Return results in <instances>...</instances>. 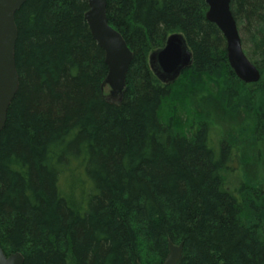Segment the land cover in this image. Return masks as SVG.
Wrapping results in <instances>:
<instances>
[{
    "label": "trees",
    "instance_id": "trees-1",
    "mask_svg": "<svg viewBox=\"0 0 264 264\" xmlns=\"http://www.w3.org/2000/svg\"><path fill=\"white\" fill-rule=\"evenodd\" d=\"M245 84L206 0H107L134 58L118 102L87 0L16 14L19 89L0 134V246L24 264H264V0H232ZM173 34L192 66L163 83Z\"/></svg>",
    "mask_w": 264,
    "mask_h": 264
},
{
    "label": "water",
    "instance_id": "water-1",
    "mask_svg": "<svg viewBox=\"0 0 264 264\" xmlns=\"http://www.w3.org/2000/svg\"><path fill=\"white\" fill-rule=\"evenodd\" d=\"M27 0H0V134L3 132L8 112L19 89L15 50L18 41L16 14ZM89 11L86 21L93 38L103 49L109 69L105 85L111 88L115 98L124 92L126 78L134 55L122 35L108 22L107 0H87ZM232 0H206L207 20L215 24L227 43L229 65L245 84H256L261 73L244 52L242 38L231 10ZM193 55L181 34L171 35L165 46L150 56V65L165 84L174 83L190 68ZM183 243L175 247L169 244L170 253L163 264H178L183 256ZM22 254L7 256L0 246V264H24ZM141 264V263H138Z\"/></svg>",
    "mask_w": 264,
    "mask_h": 264
},
{
    "label": "rangeland",
    "instance_id": "rangeland-1",
    "mask_svg": "<svg viewBox=\"0 0 264 264\" xmlns=\"http://www.w3.org/2000/svg\"><path fill=\"white\" fill-rule=\"evenodd\" d=\"M103 93H104V96L107 98V100H109L111 102H118L119 101V98H115V97L112 96L111 88L108 85L104 86Z\"/></svg>",
    "mask_w": 264,
    "mask_h": 264
}]
</instances>
